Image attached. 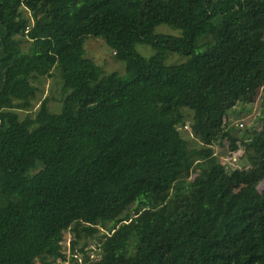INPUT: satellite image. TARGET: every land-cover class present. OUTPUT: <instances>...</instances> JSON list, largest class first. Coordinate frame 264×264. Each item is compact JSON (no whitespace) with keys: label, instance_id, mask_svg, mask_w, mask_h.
<instances>
[{"label":"trees","instance_id":"16d2710c","mask_svg":"<svg viewBox=\"0 0 264 264\" xmlns=\"http://www.w3.org/2000/svg\"><path fill=\"white\" fill-rule=\"evenodd\" d=\"M54 69L62 110L22 118ZM260 91L264 113V0H0V264L62 263L69 233L76 264H264V127L227 133ZM226 141L247 167L220 161Z\"/></svg>","mask_w":264,"mask_h":264},{"label":"rangeland","instance_id":"374dc122","mask_svg":"<svg viewBox=\"0 0 264 264\" xmlns=\"http://www.w3.org/2000/svg\"><path fill=\"white\" fill-rule=\"evenodd\" d=\"M156 32L165 33L173 36L182 35L181 30L171 28L167 25L158 26L156 28ZM85 50L86 57L94 60V62L104 70L106 75L114 72H117L120 75L127 74L126 63L124 61L118 60L114 53V50L103 39L88 37L85 40ZM137 50L145 57H150L154 54L153 48L144 44L138 45ZM173 59L174 61H176L175 57ZM61 83V76L58 69H54L52 71L51 76L41 77L39 82L36 83V85L40 88L38 99L36 101V106L31 112L20 111L19 113L21 117H25V115H27L28 113L33 114L38 109L42 101L47 97L50 98V106L52 112H60L62 110V106L58 101L61 98ZM261 100L262 91L257 94L252 104L244 106H240L241 104H239L238 107L233 110V113L231 115V124L227 129V133L229 135L239 138L251 137L254 133V130L259 131L264 127V113L261 110ZM186 113L189 114L188 118L191 117L189 111H186ZM181 131L182 136L187 139L190 147L200 146V140L194 136L190 126H187L186 128H181ZM219 145V142L214 145L215 152L216 154H218L220 161L228 169H242L249 165L243 148L236 152H233L230 150L228 141L224 143L223 147H220ZM194 178L195 176L192 177V179ZM243 186V184L239 183L237 186L230 189V195L240 190ZM258 189L260 192L264 191V181L260 183ZM132 207L135 208L136 204ZM72 239L73 235L71 233L66 235L65 239L62 242L63 251L67 253L69 259L71 257H74L73 255H78V262L81 263L83 261L84 254L78 251H72V248L70 246ZM87 251L89 254H91L92 259L98 260L100 258L98 254V241L90 240ZM75 260L76 258L74 257L73 261L71 260L69 261L70 263L68 262L67 264H76ZM36 264L41 263L39 261H36Z\"/></svg>","mask_w":264,"mask_h":264},{"label":"built area","instance_id":"2783aa9c","mask_svg":"<svg viewBox=\"0 0 264 264\" xmlns=\"http://www.w3.org/2000/svg\"><path fill=\"white\" fill-rule=\"evenodd\" d=\"M70 246H71V245H70ZM73 254H76V253H73ZM73 254H72V255H73ZM73 256H74L76 259L79 258L78 255H73ZM74 257H71L70 259L68 258V260H66V261H64V262H62V263L60 262V263H61V264H67L69 261H71V260L73 261V258H74ZM60 263H59V264H60ZM69 263H70V262H69ZM81 263H82V262H81Z\"/></svg>","mask_w":264,"mask_h":264}]
</instances>
